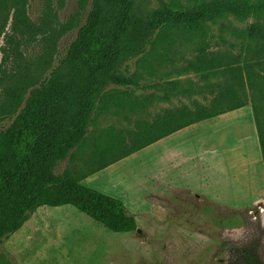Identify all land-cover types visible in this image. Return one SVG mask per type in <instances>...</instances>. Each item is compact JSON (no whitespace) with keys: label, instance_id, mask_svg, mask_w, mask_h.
<instances>
[{"label":"rangeland","instance_id":"1","mask_svg":"<svg viewBox=\"0 0 264 264\" xmlns=\"http://www.w3.org/2000/svg\"><path fill=\"white\" fill-rule=\"evenodd\" d=\"M8 1L9 6H0V27L7 26L1 46L12 32V0ZM25 1L26 13L40 24L47 0ZM202 1L146 0L145 7L152 13L163 4L189 8ZM52 5L55 25L76 15L77 26L60 36L48 63L39 59L42 35L33 45L22 43L19 53L0 50V63L5 59L0 66V131L11 125L30 91L65 57L90 8L88 4L81 10L79 0H52ZM257 22L264 23V16L207 21L205 36L165 29L144 55L121 68L137 76L140 87L110 86L84 143L58 166V172L71 171L84 186L123 200L137 219V231L115 233L73 205L49 206L52 212L40 213L38 221L0 245V254L13 264H264V157L250 94L242 112L227 120L205 122L187 139L148 146L97 171L102 163L99 149L128 136L142 121L154 122L158 115L183 106L210 105L224 78L217 74L206 80L189 70V63L197 60L204 45L208 54L230 50L224 39L236 43L232 52L245 53L247 46L256 45L246 33ZM173 81L181 87L169 99L153 88ZM15 87L23 88L19 99L11 92ZM214 136L218 173L217 162L206 152L212 146L206 142ZM241 168L253 171L254 182L243 178ZM236 191L241 194L234 196Z\"/></svg>","mask_w":264,"mask_h":264},{"label":"trees","instance_id":"2","mask_svg":"<svg viewBox=\"0 0 264 264\" xmlns=\"http://www.w3.org/2000/svg\"><path fill=\"white\" fill-rule=\"evenodd\" d=\"M63 1V0H61ZM146 0H79L86 11L64 58L49 76L34 87L11 125L0 131V245L30 220L41 206L73 205L115 233L138 230L136 217L123 200L81 184L71 171L58 172V166L81 146L89 132L93 115L110 86L140 87L138 77L122 72L123 64L144 55L165 29H183L205 36L206 22L230 16L244 21L253 15L264 16V0H204L195 7L163 4L148 13ZM42 22L26 13L25 0H12V32L6 34L4 53H19L22 43L33 45L42 35L43 52L39 59L49 62L62 34L77 26V16L60 27L52 0H47ZM9 6V1H0ZM7 26L0 27V38ZM247 37L255 46L246 52L231 49L207 53L200 49L189 70L206 80L217 75L218 95L210 105L197 103L158 115L154 122L142 121L128 136L111 140L99 149L102 163L97 171L130 156L187 126L219 116L253 103L264 157V23L252 24ZM5 63L3 58L0 66ZM179 82L158 83L153 88L164 99L177 92ZM23 88L12 89L19 99ZM144 108V107H143ZM112 155L110 160L107 157ZM0 264H13L0 254Z\"/></svg>","mask_w":264,"mask_h":264},{"label":"crops","instance_id":"3","mask_svg":"<svg viewBox=\"0 0 264 264\" xmlns=\"http://www.w3.org/2000/svg\"><path fill=\"white\" fill-rule=\"evenodd\" d=\"M242 110H243V108H239V109H236V110H232V111H229V112H227V113H224V114H221V115H219V116H215V117H213V118H210V119H207V120H203V121H201V122H197V123H195V124H192V125H190V126H187V127H185V128H183V129H181V130H179V131H177V132H175V133H173V134H170L169 136H167V137H165V138H163V139H161V140H159V141H157V142H155L154 144H152V145H154V146H156V145H158V144H160V143H162V142H171V141H169V140H172L173 138H176L177 137V141L179 140V139H187V138H189V132L190 131H194L195 132V130L201 125V124H206L205 122H210V121H214V120H221L222 122L223 121H225V120H227L228 118H230V117H232V115H235V114H237V113H239V112H242ZM217 142H218V137H212L208 142H206L207 144L208 143H211V145L212 146H210V147H207V144L205 145V144H203V146H204V148H208L209 150H206V152L207 153H209V154H212V158H213V160L215 161V162H217V165H215L216 166V170H217V173H218V146H217ZM151 146V145H150ZM250 164V163H249ZM242 169V168H241ZM240 169V170H241ZM215 170V171H216ZM243 170V174H244V176H243V178L246 176V178L248 177V179H249V182H251V181H253L254 182V178H253V171H249V169L247 170V169H242ZM215 177V176H214ZM217 180H218V176H217ZM252 184V183H251ZM239 193L240 192H238V191H236L235 192V194H233L234 196H237V195H239ZM241 194V193H240ZM243 195V194H242ZM202 197H205V198H209V199H211V197L209 196V195H207V194H203V195H201ZM214 198H215V196H214ZM213 199V198H212ZM216 199V198H215ZM218 199V198H217ZM46 207H49V206H41L40 208H38V210L32 215V217L30 218V220H28L25 224H24V230L25 229H27V227L28 226H30V222H36V221H38V218H39V214L40 213H47L48 211L47 210H49V212H52L51 211V209H49V208H46ZM33 223V224H34ZM23 228V227H22ZM22 231V230H21Z\"/></svg>","mask_w":264,"mask_h":264}]
</instances>
